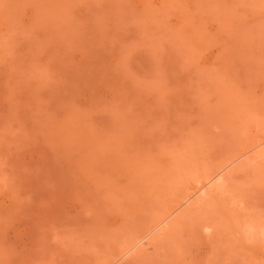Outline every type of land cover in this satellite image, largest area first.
Listing matches in <instances>:
<instances>
[{"label": "rangeland", "instance_id": "1", "mask_svg": "<svg viewBox=\"0 0 264 264\" xmlns=\"http://www.w3.org/2000/svg\"><path fill=\"white\" fill-rule=\"evenodd\" d=\"M263 137L264 0H0V264H264Z\"/></svg>", "mask_w": 264, "mask_h": 264}, {"label": "bare ground", "instance_id": "2", "mask_svg": "<svg viewBox=\"0 0 264 264\" xmlns=\"http://www.w3.org/2000/svg\"><path fill=\"white\" fill-rule=\"evenodd\" d=\"M264 138V137H263ZM263 138H261V139H263ZM259 142H261V141H259ZM259 142H256V143H254L253 142V140L252 141H250L249 143H247V145L245 146V147H243L242 148V150L240 149L239 150V152L238 153H236L234 156H233V159L235 160V158H237V159H239V158H241V157H243L244 155H246L254 146L256 147L257 145V147H259L260 145V143ZM245 157V156H244ZM229 160V162H233L234 160ZM229 162H227V164H229ZM217 172V171H216ZM217 174H218V172H217ZM216 176V175H215ZM214 176V177H215ZM210 177V176H209ZM207 178V177H206ZM205 177H204V179H206ZM212 179V178H211ZM207 180H208V178H207ZM206 180V181H207ZM204 181V180H203ZM212 181V180H211ZM218 181H219V179H218ZM222 181V180H221ZM221 181H219L218 183H220ZM200 182V181H199ZM200 183H202V181L200 182ZM205 182H203V184H200L201 186H199V187H197V188H195V186L194 185H192L191 187L193 188V186H194V188H193V190H196V192L198 191L199 193H201V192H203V190H204V188H205V184H204ZM215 183H216V181H215ZM217 184V183H216ZM218 186H220V184L218 185ZM206 189V188H205ZM218 189H220V188H218ZM192 190V191H193ZM191 191V190H190ZM195 192V191H194ZM195 192V193H196ZM197 192V193H198ZM192 193V192H191ZM203 193H206L205 192V190H204V192ZM191 195H193V193L191 194ZM188 198H190L189 197V194H188ZM189 200V199H188ZM179 204L180 203H178V206H179ZM179 208V207H178ZM177 207L175 208V209H178ZM174 207L173 208H171V209H169L168 211H167V213L165 214V217L167 218L168 216L170 217L174 212ZM176 211V210H175ZM166 218H165V221H166ZM160 220V219H159ZM162 220H164V219H162ZM162 220H160L161 222H162ZM160 223V222H159ZM159 223H157L156 225H158ZM256 226V225H255ZM254 226V227H255ZM153 227V226H152ZM156 227V226H155ZM159 228V227H158ZM256 229H258L259 227H258V225H257V227H255ZM152 229V228H151ZM156 229V228H155ZM151 231V230H150ZM145 239H146V237H145ZM138 245V244H137Z\"/></svg>", "mask_w": 264, "mask_h": 264}]
</instances>
